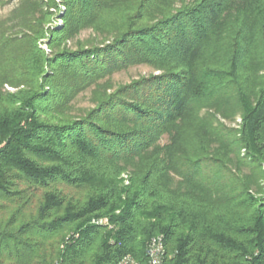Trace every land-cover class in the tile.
Returning <instances> with one entry per match:
<instances>
[{"label":"trees","instance_id":"trees-1","mask_svg":"<svg viewBox=\"0 0 264 264\" xmlns=\"http://www.w3.org/2000/svg\"><path fill=\"white\" fill-rule=\"evenodd\" d=\"M60 2L0 17V264H264V0Z\"/></svg>","mask_w":264,"mask_h":264},{"label":"rangeland","instance_id":"rangeland-1","mask_svg":"<svg viewBox=\"0 0 264 264\" xmlns=\"http://www.w3.org/2000/svg\"><path fill=\"white\" fill-rule=\"evenodd\" d=\"M16 2L17 0H10L9 2L1 5L0 6V17L5 16L7 13H9L10 9L14 6ZM56 2H57V7L50 8V12H51L50 20L48 23L44 25L45 34L43 35V37L37 40L38 47L42 49L46 55H51V47L48 44V41L50 38L49 31L53 30L54 27L60 26L63 22V10L65 7L60 2V0H56ZM94 35L95 34H94L92 27H85L84 29H81L79 33L75 35L74 38L68 39L65 42V45L73 48L77 45V40H79L81 43H84V42H87L88 40H91V37L93 38ZM153 72L156 73L157 71L152 70L150 67L146 65L139 64V65H133L125 70H121V71L113 73L111 79H112V83L115 86L117 84L127 83L130 80L137 78L138 76L147 75ZM4 88L11 92L15 90L14 88L8 85H4ZM74 103H75L74 105H75V110H76L74 112H79L80 109L90 104L89 93L87 91L80 93L77 96V98L74 100ZM210 112H213V111H210ZM215 116L221 123L225 125V127L235 129V128H239L240 126V117L238 113H235L232 117L228 119L221 117L217 113L215 114ZM163 141H165V138L162 139V142ZM244 153L245 151L244 149H242L240 151V155H243ZM121 177L123 179L124 184L128 183V180H127L128 178H127L126 173H123Z\"/></svg>","mask_w":264,"mask_h":264},{"label":"built area","instance_id":"built-area-1","mask_svg":"<svg viewBox=\"0 0 264 264\" xmlns=\"http://www.w3.org/2000/svg\"><path fill=\"white\" fill-rule=\"evenodd\" d=\"M99 221H101V219ZM163 255H164V248L162 244V239L159 236L154 237L149 244V248H148L149 260L147 264H162ZM118 264H132V262L129 260V258H124Z\"/></svg>","mask_w":264,"mask_h":264}]
</instances>
